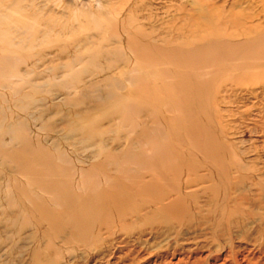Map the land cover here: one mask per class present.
<instances>
[{
    "label": "rangeland",
    "instance_id": "1",
    "mask_svg": "<svg viewBox=\"0 0 264 264\" xmlns=\"http://www.w3.org/2000/svg\"><path fill=\"white\" fill-rule=\"evenodd\" d=\"M202 1L0 0V264H264V0Z\"/></svg>",
    "mask_w": 264,
    "mask_h": 264
},
{
    "label": "bare ground",
    "instance_id": "2",
    "mask_svg": "<svg viewBox=\"0 0 264 264\" xmlns=\"http://www.w3.org/2000/svg\"><path fill=\"white\" fill-rule=\"evenodd\" d=\"M202 1V0H201ZM245 1V0H244ZM202 2H204V1H202ZM251 3V2H250ZM243 4H245V3H243ZM210 6V11L211 10H213V12H217L218 10H219V8L218 7H216V6H214V4H211V5H209ZM254 6V5H253ZM177 7V6H176ZM226 7V6H225ZM234 8H236V6H233ZM183 8V7H182ZM207 8H209L208 7V5H207ZM260 8V7H259ZM132 9H133V7H132ZM188 9H189V7H188ZM247 9H248V7H247ZM134 10V9H133ZM177 10H178V8H177ZM252 10V9H251ZM181 11V10H180ZM227 11V10H226ZM131 12H132V10H131ZM174 12H176V11H174ZM255 12V11H254ZM185 13V12H184ZM134 14V13H133ZM224 14H227L225 11H224ZM239 15V14H238ZM238 15H237V18H238ZM262 14H260L259 12L258 13H255V15L254 16H249V15H244V16H242V21H243V23L241 24V25H244L245 23H247L248 21H250V22H252L253 21V19L254 18H257V19H259V16H261ZM129 16H131L130 14H129ZM132 17H133V15H132ZM177 17V16H176ZM179 17V16H178ZM221 17V16H220ZM219 17V18H220ZM131 19V18H130ZM133 19V18H132ZM214 19V18H213ZM212 19V17L211 16H198V17H196L194 14H192V13H190L189 14V17H187V21L189 22V26L186 24V28L185 27H178V28H174V34H176V35H178V34H182V33H184L185 31V33L187 34L186 36H188V37H193V35L195 34V33H197V32H200V33H202L203 35L202 36H200L199 38H197L198 40H197V42L199 43L200 42V44L201 43H203V42H205V43H211V42H213L214 40H216V42L218 43V41H220V40H218L219 38H220V36L219 35H217L216 34V36H213L214 38L212 39H210L207 35H205V37H204V33H206V34H208V31H210V30H213L214 29V26H215V24H214V20ZM230 19H232L233 20V24L235 25V24H239V22H237L236 20L237 19H235L234 20V18L233 17H231ZM221 20V19H220ZM186 21V20H185ZM198 21H202V22H205V24L204 25H201ZM254 21H255V19H254ZM256 21H258V20H256ZM132 22V21H131ZM183 22V21H182ZM187 22V23H188ZM136 24V23H135ZM175 26H176V22H175V24H174ZM229 25V20H222V24H220V26H219V28L220 29H222V28H228L227 26ZM240 25V24H239ZM260 25V24H259ZM130 26H132V25H130ZM139 26V25H138ZM166 26V25H165ZM179 26V25H178ZM185 26V25H184ZM134 27V26H133ZM174 27V26H173ZM240 27V26H239ZM239 27H238V29H239ZM261 28H263L262 26H260ZM122 28V27H121ZM210 28H212V29H210ZM219 28H218V30H219ZM242 27H240V29H241ZM244 28H247V27H244ZM131 29H132V27H131ZM165 29V28H164ZM249 28H247V30H248ZM138 30V29H137ZM169 30V29H168ZM173 30V29H172ZM185 30V31H184ZM243 30V29H242ZM261 30V29H260ZM259 30V31H260ZM264 30V29H263ZM184 31V32H183ZM241 31V30H240ZM240 31H238L239 33H240ZM245 31V30H244ZM256 31V30H255ZM247 32V31H246ZM184 33V34H185ZM232 33V32H231ZM248 33V32H247ZM253 33V32H252ZM255 33V32H254ZM257 33V32H256ZM241 34H242V32H241ZM262 34H264V33H262ZM261 34V35H262ZM247 35V34H246ZM250 35L251 34H249V37H250ZM253 35H255V34H252V36ZM257 35V34H256ZM255 35V36H256ZM261 35H260V37H261ZM184 36V35H183ZM248 36V35H247ZM251 36V38H254V37H252ZM203 37V38H202ZM248 37V38H249ZM260 37H259V39L258 40H260ZM264 37V36H263ZM170 38V37H169ZM179 38V37H178ZM248 38H247V41H248ZM250 38V39H251ZM256 38V37H255ZM258 38V37H257ZM194 39L196 40V37L194 38H192V40L194 41ZM244 39H245V36H244ZM180 40V39H179ZM255 40V39H254ZM258 40H255L256 42L258 41ZM177 41V40H176ZM223 42H227V40H222ZM231 41V40H230ZM254 41V42H255ZM260 41H262V40H260ZM195 42V41H194ZM215 42V41H214ZM236 42V41H235ZM255 42V43H256ZM220 43V42H219ZM254 43V44H255ZM257 43H259V41L257 42ZM227 44V43H226ZM248 44V43H247ZM178 45V44H177ZM220 45V44H219ZM88 46V45H87ZM195 47H197L196 45H194ZM201 46H203V45H201ZM200 46V47H201ZM204 46H207V45H204ZM251 46V45H250ZM253 46V45H252ZM194 47V48H195ZM213 47H216L215 45L213 46ZM254 47V46H253ZM184 48V47H183ZM186 49V48H185ZM189 49V48H188ZM181 50H182V48H181ZM194 51H196V49H194ZM205 51H207V50H205ZM263 67V66H262ZM258 75V74H257ZM141 192V191H140ZM139 192V193H140ZM115 193H113L112 195H114ZM111 197V196H110ZM127 198L128 197H126V196H122L120 199H118V198H116L114 201H113V204H114V206H123L124 204H126L125 203V201H127ZM174 205V203L172 202V203H170V206H173Z\"/></svg>",
    "mask_w": 264,
    "mask_h": 264
}]
</instances>
